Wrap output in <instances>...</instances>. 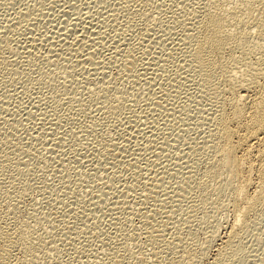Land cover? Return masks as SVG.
<instances>
[{"label": "rangeland", "instance_id": "374dc122", "mask_svg": "<svg viewBox=\"0 0 264 264\" xmlns=\"http://www.w3.org/2000/svg\"><path fill=\"white\" fill-rule=\"evenodd\" d=\"M261 1L0 0V264L25 241L33 264H264V205L228 248L233 178L208 181ZM215 12L221 69L197 45Z\"/></svg>", "mask_w": 264, "mask_h": 264}, {"label": "bare ground", "instance_id": "6f19581e", "mask_svg": "<svg viewBox=\"0 0 264 264\" xmlns=\"http://www.w3.org/2000/svg\"><path fill=\"white\" fill-rule=\"evenodd\" d=\"M261 2L260 3L263 5V7L261 4L259 6H261V8H264V0H262ZM216 10L218 9L216 8ZM219 10H218L219 12L221 13L223 12L222 9ZM245 12H243V14ZM262 12H264L263 9ZM218 13L217 15L214 13H213L214 15L208 14V16H205L204 19L201 21L199 27L200 35L199 38L197 39V45L199 46V48H201L204 51L206 55V65L215 67L216 69L217 68L221 69V67L223 68V66L221 65V67H218L220 63L217 61L216 59L217 57L215 55L217 54L220 55V53L222 54L224 47H226L227 35H225V33L223 34V28L226 26L224 25L226 23L224 17L222 14H220L222 15V17L218 16ZM260 13L261 12H259V15ZM225 14L228 15L227 13ZM256 17L259 18L256 19L255 23L253 22L252 27L255 25L256 27L259 28L257 29L260 31H255V32H258L257 36L262 41L258 39L256 40H258L259 42H264V13L261 16H256ZM225 19H229V17L228 18L226 17ZM228 23L229 22H227V25L233 23V21L230 22L229 24ZM231 25L232 24H230L229 26ZM235 29L236 28H233L232 31H234ZM251 29L248 30V32H246L245 30L242 33H235V32L232 33L231 31H229V28L227 30L230 33H232L231 36L233 37V39L236 40L238 44L242 45L245 44L244 41L249 38L248 37L249 35L252 36L250 32ZM241 30L243 31V29ZM237 31L238 30H236V32ZM231 36H229L228 38H230ZM228 41L230 43V40ZM255 44H257L256 41ZM256 46L258 47V45ZM237 47L239 48V45ZM250 49L248 53L245 52L247 55L244 53L247 57H245L246 60L245 59L242 60V62L244 61L243 65L241 66L240 64L238 66L239 68L236 66L239 70H237V68H235L234 70L236 71V73H238V75L237 74L234 75L235 72L232 71L235 66H231L233 68L229 66L231 71L230 69H227L226 66H225L226 69L224 68L225 71L229 70L230 72H233L232 74L233 76H235L232 77V75L227 74L228 75L227 77L229 76L232 78H236V76L239 77L241 76V77L239 79L238 78L236 79L237 81L240 80V82H236V83L231 82V78L228 79L227 77H225L226 79L230 80L229 81L230 87L228 88L227 86L228 89L227 88L226 89L229 91V95L231 97L228 100V104H224L225 106L223 105V107L219 106V108L222 107L221 108L222 110L220 109L221 112L220 110H217L220 113V114L218 113L219 114L218 117L219 122H217L218 129H216V133H215L217 134L216 138L213 137L215 138L214 139L215 141L212 140L214 141L213 143L215 144V146L212 145L215 148V151H213L214 154H212L214 156H211L213 157V159L211 160L212 164L210 166L209 174H208L209 177L208 181L211 182L213 181V178H217L221 176V173L223 172L224 173L227 172L233 178L231 185L228 186L230 188L229 194L231 192L233 198V203L231 202L232 203L231 206L235 216L234 217L235 223L232 227V230L230 228L231 230L230 236L226 238L227 239L226 242L224 241L225 245H227L228 248H231L233 246L232 243H234L233 240H236L234 238L237 233V227L243 225L244 221L246 222L249 219V217L257 215L260 212V211L258 212L259 207L260 206L263 207L264 205V46L261 45V48L260 47L257 48L259 49L258 51H260L259 53L260 56L258 55L259 57L257 60H255L256 62L254 61V63L250 59L249 60L251 62L247 60V58L250 55H253L250 54L249 52L256 51V49L255 51L253 49L251 50ZM256 53L257 52H255V54ZM232 64L235 65L234 62H232ZM232 64L230 63V65ZM220 71L222 73V70ZM226 79L225 82L228 81ZM233 80L234 79H232V81ZM227 90L224 92H227ZM254 178L255 181H253ZM204 186H207V184L203 185L202 187ZM204 188L206 189V187ZM250 189H252L251 191L252 193H249ZM32 250H33L32 244L25 241L24 258L26 259H23L17 264H33L34 256ZM220 254H218V256ZM215 261L217 262L218 260L215 259L213 262Z\"/></svg>", "mask_w": 264, "mask_h": 264}]
</instances>
